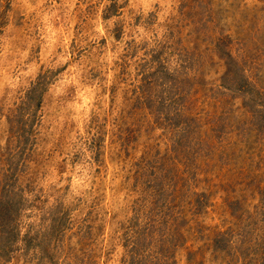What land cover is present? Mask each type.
I'll use <instances>...</instances> for the list:
<instances>
[{"label":"rangeland","instance_id":"1","mask_svg":"<svg viewBox=\"0 0 264 264\" xmlns=\"http://www.w3.org/2000/svg\"><path fill=\"white\" fill-rule=\"evenodd\" d=\"M0 264H264V0H0Z\"/></svg>","mask_w":264,"mask_h":264}]
</instances>
